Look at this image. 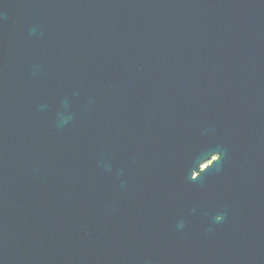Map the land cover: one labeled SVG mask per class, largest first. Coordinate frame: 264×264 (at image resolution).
Listing matches in <instances>:
<instances>
[{
	"label": "water",
	"instance_id": "95a60500",
	"mask_svg": "<svg viewBox=\"0 0 264 264\" xmlns=\"http://www.w3.org/2000/svg\"><path fill=\"white\" fill-rule=\"evenodd\" d=\"M0 264H264V0H0Z\"/></svg>",
	"mask_w": 264,
	"mask_h": 264
}]
</instances>
